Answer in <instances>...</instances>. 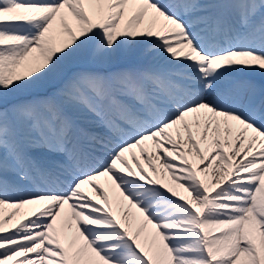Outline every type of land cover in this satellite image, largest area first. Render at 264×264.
Returning <instances> with one entry per match:
<instances>
[{
  "label": "snow or ice",
  "instance_id": "6c2138e0",
  "mask_svg": "<svg viewBox=\"0 0 264 264\" xmlns=\"http://www.w3.org/2000/svg\"><path fill=\"white\" fill-rule=\"evenodd\" d=\"M0 264H264V0H0Z\"/></svg>",
  "mask_w": 264,
  "mask_h": 264
},
{
  "label": "bare ground",
  "instance_id": "6f19581e",
  "mask_svg": "<svg viewBox=\"0 0 264 264\" xmlns=\"http://www.w3.org/2000/svg\"><path fill=\"white\" fill-rule=\"evenodd\" d=\"M143 162V161H142ZM209 179H210V177H209Z\"/></svg>",
  "mask_w": 264,
  "mask_h": 264
}]
</instances>
